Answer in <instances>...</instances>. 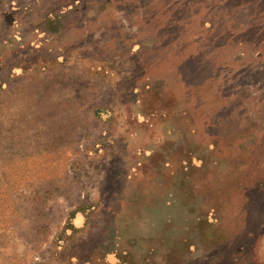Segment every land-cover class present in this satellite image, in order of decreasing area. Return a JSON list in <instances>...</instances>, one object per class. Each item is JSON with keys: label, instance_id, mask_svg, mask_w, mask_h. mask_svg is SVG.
<instances>
[{"label": "rangeland", "instance_id": "obj_1", "mask_svg": "<svg viewBox=\"0 0 264 264\" xmlns=\"http://www.w3.org/2000/svg\"><path fill=\"white\" fill-rule=\"evenodd\" d=\"M0 264H264V0H0Z\"/></svg>", "mask_w": 264, "mask_h": 264}]
</instances>
